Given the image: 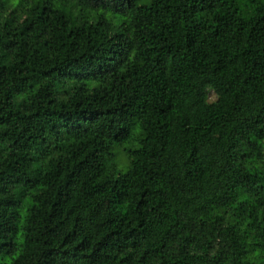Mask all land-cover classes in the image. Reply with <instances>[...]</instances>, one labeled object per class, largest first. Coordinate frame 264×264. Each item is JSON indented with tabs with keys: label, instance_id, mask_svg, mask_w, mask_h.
<instances>
[{
	"label": "trees",
	"instance_id": "obj_1",
	"mask_svg": "<svg viewBox=\"0 0 264 264\" xmlns=\"http://www.w3.org/2000/svg\"><path fill=\"white\" fill-rule=\"evenodd\" d=\"M0 264H264V0H0Z\"/></svg>",
	"mask_w": 264,
	"mask_h": 264
},
{
	"label": "rangeland",
	"instance_id": "obj_2",
	"mask_svg": "<svg viewBox=\"0 0 264 264\" xmlns=\"http://www.w3.org/2000/svg\"><path fill=\"white\" fill-rule=\"evenodd\" d=\"M214 98L215 97L213 93L211 91H208L207 100L212 101L214 100ZM135 146H136L135 144H132L130 142L116 143L113 145L111 152L114 157L115 168L118 172H123L127 167L128 159H127V155L124 149L126 147L132 148Z\"/></svg>",
	"mask_w": 264,
	"mask_h": 264
}]
</instances>
